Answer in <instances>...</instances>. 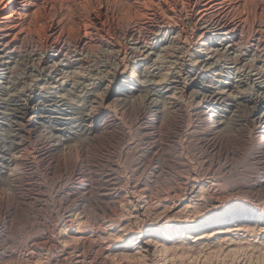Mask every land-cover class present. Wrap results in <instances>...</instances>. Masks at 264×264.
Returning <instances> with one entry per match:
<instances>
[{
  "label": "rangeland",
  "instance_id": "1",
  "mask_svg": "<svg viewBox=\"0 0 264 264\" xmlns=\"http://www.w3.org/2000/svg\"><path fill=\"white\" fill-rule=\"evenodd\" d=\"M178 1L52 0L51 4L53 3V6L51 5V8L46 13L47 15L45 14L47 17L42 15L44 19H41L42 22H40L35 32L31 33L32 35L28 34L24 39L25 41L23 40L22 43L20 42L21 44L18 43L19 46L15 47L17 48V53L21 52L18 53L19 56L14 55L9 60L11 62L15 60L16 62L14 61L12 65H18L21 58L32 54L30 53L32 48L40 47L41 45L39 44L43 41V44H46V36L49 35L47 34L48 29L54 18L52 13L55 11L57 12V17L62 18L63 16L64 18L61 25H63L65 30L62 27L59 30L62 35L66 34L68 41H70L71 36L74 39L80 32L83 33L85 22L87 30L90 31V42L93 47L90 50L94 49L91 51L102 53L104 52L102 49L104 50L105 48L108 51L113 46L111 42L114 39L118 40L117 42L121 40V42L126 44V41L132 38L131 34L135 35L137 33L135 36L139 37L140 40L145 41L147 39L146 43L150 45L142 47L141 45L143 44L138 43V48L145 50V53L146 51L153 52L154 58L158 57L160 59H158L159 63L157 64H152L151 61L144 59L142 55L137 58L131 57L130 48L120 47L121 52L117 61H120V64L123 61L125 73L130 76L132 82H165L176 77L179 74L178 70L183 66L192 68V72H194L202 68L204 64L208 65L210 63L212 65L214 63V68L210 71V75L204 78L208 86L203 89L200 88L203 93L222 89L229 94L237 93L238 91L249 93L250 91L251 94L256 96V93L257 95L264 93V77L257 76V72L243 66H236L231 62V55H241L245 61L253 62L252 69H260V67L262 69V66L264 67V50L261 51L263 47L256 52L245 51L244 47H241L242 49L235 47V49L231 48L228 52L230 61L225 56L222 57V55L211 57L209 62L203 61L205 57L212 53L209 54L210 50H207L208 47L199 46V34L196 32L192 34L189 28L185 33H181L182 35L176 36L178 30L170 26L174 21H177L176 23H178L177 25L180 28H185L187 24L189 27L192 26L187 23L188 20L186 19L187 14L192 12L191 7L187 6L186 0H183L186 3L182 0ZM243 3H245L244 7L235 6L232 15L237 16V14L244 13L245 10L244 14L251 19L248 24L251 26L250 28L254 29V27L262 24L264 22V0H251V2L250 0H244ZM251 6L252 8H250ZM158 10H160L159 15L155 14ZM160 15H167L165 20H168V22L164 21L162 24L163 28L157 27L159 26ZM179 22L182 23L180 24ZM140 27L143 28L141 29ZM126 28L129 30H126ZM135 28L137 29L135 30ZM152 29L153 31L157 29L155 30L157 34L151 35L152 38H150L146 34ZM140 34L141 36H138ZM54 36H51V39L55 38ZM174 44H177V46L174 47ZM218 46L212 45L210 49L218 48L221 52H224V49H228V47ZM223 55H226V53ZM73 59L76 60L77 58L73 57ZM113 59L115 60L114 57H110L106 61L103 60L96 64L89 63L83 66L82 69L84 70L81 69L83 72L81 71L73 81L62 80L63 78L60 79L62 76L58 75L57 81L61 80L62 82V89L58 90L59 95L63 94L58 99L62 100L57 102L58 107L55 106L56 110H53L51 106H47L50 112L61 115L60 125H58V122L55 123V126L57 125L56 128L62 127L65 119L70 120L71 124L80 122L81 125L83 123V115L79 114H84L85 107H87V103L89 104L91 99L85 95V91L90 86L93 88L97 87L95 79H93L95 76L108 75L110 73L112 66H115L112 63L114 62ZM73 62L71 67L67 66L65 69L79 68V65L75 63L76 61ZM2 67L0 65V91H2L0 92V173L6 169L4 160L9 155L8 152L13 145L11 144L13 134H15L18 127L22 128L17 133H20L21 137L25 139L24 157H26V161L24 162L25 164L21 163L22 165H18L19 176L16 184L19 187L16 186L17 189L11 191L2 186L4 191L0 192V264H47L49 253H46L40 246L41 233L50 228L56 243H61L59 244L60 246L77 243L79 239L74 238V231H68V229L63 227V217L67 215V210L71 208L84 209L88 216L101 215L104 222L106 220L105 209L111 210L114 208L113 206L118 209V204L121 200H119L120 196L113 197L111 192L121 187V184L124 185L125 181L123 183V179L132 175L142 183L148 184V187L152 190H157L158 188V190L179 188L181 198L179 197V200L175 202L166 201L167 205L162 202H155V200L149 205L143 201L142 197L138 199L132 189L125 186L124 189L130 191L126 194L127 202L125 201L122 208L119 206L122 215L118 214L120 218L118 225L115 227L111 225V227L110 222H106L104 225H106L107 233L98 232L102 238L111 236L115 239V245L110 248L111 250L106 249L102 252V255L106 256V259L111 263L148 264V261H152L154 264H264V146L259 144L261 137H257V134L253 132L252 124H242L240 130L228 135L215 126L213 118H210L197 105L198 101L196 99L193 100L192 97H184V103L182 102L179 107L180 113L178 112V115L176 114L170 120L163 121L155 117L153 108L145 102L125 107L118 102L100 103L101 105L97 107L98 111H104V116H110V119L114 121L110 127L111 132L101 135V139L98 138L96 141L97 146L94 145L95 149L91 148L89 151L92 154H88L90 158L88 156L87 160H90L86 167L87 169L89 168L88 172L90 174L82 175L77 173L78 171L72 172L69 170L68 164L65 167L59 166L57 169H52L53 167H48L46 164L38 162V153L33 148L36 143L37 145L48 143L47 134L42 132L44 134L42 136V133L36 132L37 129L34 130V128L31 131V127L27 123V117L23 120L21 112L18 111L21 109V105L24 104L25 100L23 97L25 96L16 95V101L14 98V100L9 102L10 104L7 102L8 100H4L3 103L1 99L8 98L15 92L22 93L35 82H39L42 87L44 85L53 86L57 84L54 81L55 78L46 77L45 74L39 77L35 68L21 69V71L17 69L18 71L16 70L14 73H7ZM84 73H87L84 75L86 78L88 77L87 79L83 77ZM38 78L41 82L37 80ZM153 90L151 89V92L155 93L154 96L161 103L167 101L168 92L165 88ZM187 96L189 95L187 94ZM59 103H62V105ZM110 103L111 105H109ZM72 117L75 122L71 120ZM112 126L115 127L113 128ZM153 129L156 130L154 131ZM148 131L149 134H147ZM55 132L60 133V130ZM98 141L101 142L99 143ZM221 141L222 148L223 145L227 144L228 146L230 145L231 150L220 149ZM215 142L218 145H214ZM75 155L74 152L68 153L66 157L71 156L74 159ZM70 163L71 160H69ZM177 175L182 180L177 179ZM176 185H179V187ZM213 190H215V196L213 195ZM234 211L237 212L234 213ZM162 214L163 216L168 214L169 218L171 217L169 225L181 223L186 217H189L190 220L186 224H192L201 221L202 219L200 220V218L210 214L217 215V218L222 215H228L229 218L235 216V219L229 225L225 223L219 228L214 225L208 227L205 231L201 230L204 231L202 233L204 235H199L204 237L196 241L192 240L193 238L185 237L188 234L187 232L185 233L187 231L185 230L182 235L176 238L180 245L177 242L178 246L175 248L178 252L180 251L179 253L182 254L183 252L184 254L175 256L172 249L167 250L160 243L167 242L166 245H174L175 241H166L161 238L162 235L164 236L165 230L160 233L158 238L153 234L150 235L148 231L140 232L144 228L142 225L146 220L149 221V218L154 219L158 215L162 216ZM132 229H135L134 232H131ZM136 231L138 232L136 233ZM165 256L166 258H164Z\"/></svg>",
  "mask_w": 264,
  "mask_h": 264
},
{
  "label": "bare ground",
  "instance_id": "2",
  "mask_svg": "<svg viewBox=\"0 0 264 264\" xmlns=\"http://www.w3.org/2000/svg\"><path fill=\"white\" fill-rule=\"evenodd\" d=\"M51 2H52V0H0V65L3 66L2 69L6 70L7 73H14V72H16L17 69L21 71V69L35 68L36 71L38 72L39 77H42L45 74L46 77L49 76L50 78H55L54 81H56V83H57L53 86H50V85L45 86L44 85L42 87L39 82H35L30 87H27V89L24 92H22V93H16L15 92V94H13L12 96L10 95V97L7 96L8 98L5 97L4 99H1L3 103H4V100H8L7 102L9 103L10 101L14 100L16 95H21V96L24 95L25 96V97H23L25 100L24 104H22L21 109L18 110L21 112L23 120L25 117H27V123H28V126L31 127V131L33 130V128H34V130L37 129L36 132L38 131V133H40V134L42 132H44L47 134L46 135L47 138H49L48 143L46 141H45L46 143H43V145H37V143H36V145L33 147L35 149L36 153H38V157H39L38 162L46 164V166H48V167H53L52 169H57V168H59V166L65 167L66 164H68L69 170H71L72 172L78 171L77 173H81L82 175L90 174V172H88L89 168L87 169V167H86V164L90 160V159L87 160V157L89 156L88 154H90L89 151L91 148L95 149L94 145H96V143H97L96 141L98 138L101 139V137H100L101 135H103V134L106 135V133L111 132L110 127L114 121L113 119L112 120L110 119V116L109 117L104 116V114H103L104 111H102V112L98 111L97 107L99 105H101L100 103H102V104L106 103L107 104L109 102H116V103L118 102L124 107L130 106V105L135 104V103H140V102L148 103L149 104L148 106H151L153 108V112L155 114V117L157 119H159L160 121H163V120L172 119L179 112V107L181 106L184 97H192L193 100L196 99L198 101L197 105L200 108H202L203 111L206 112L210 118H213V122L216 124L215 126L219 127L226 134L231 135L232 133L237 132L238 130H240L242 124H249V125L252 124L253 132H255L257 134V137H261L259 144L261 146H264V93H261L260 95L259 94L257 95V93H256V96L251 94L250 91H249V93L246 91H243V92L238 91L237 93H233V94L230 93L229 94V93L225 92L223 89L222 90H215V91H212L210 93H203L202 91H200V88L203 89V88L208 86L206 84V82L204 81L205 80L204 78L207 75H210L209 73H211L210 71L213 70L214 63H212V65L210 63L208 65L203 63L204 64V65L202 64L203 67L199 68L197 71H194V72H192V70H193L192 68H188V66L182 65L183 67L178 70L179 74L176 77H173L169 81H165V82H155V81L154 82L151 81L149 83H145L144 81H143L144 83L132 82L130 80V76H127L125 73V69L123 68V61H121L122 64L119 63L120 61L119 62L117 61V59L120 55L119 53L121 52L120 47L130 48L131 51H129V52L131 53V57L137 58V57L142 55L144 59L151 61L152 64L159 63L158 62L159 58L158 57L154 58V56L152 55L153 52H151V51L147 52L146 51V53H145V50H141L140 47L138 48V46H139L138 43H142L143 44V45H141L142 47L147 46L149 43H146L147 39L144 41V40H140L139 37H136L135 35L137 33L135 35L131 34L132 38L129 41H126V44L124 42H121V40L119 42H117L118 40L114 39V41L111 42V44L113 45L112 46L113 48L111 47V49H109L108 51L105 48L106 51H105V49L104 50L102 49V51H104V52L101 51L102 53H98L97 51L96 52L91 51L94 49L90 50V48H93V47H92V44L90 42V39H91L90 31L87 30L85 22H84V26H83L84 29L82 28L84 30L83 33L80 32V34L78 36H76L74 39H72V36L70 34L71 39H70V41H68V39L65 36L66 34L62 35L61 34L62 32L60 31L61 27L63 28V25H61V24H63L62 20L64 18H63V16H62V18L57 17V12L54 11L52 13V16L54 17L52 19L53 22L50 25V27L48 29V33H47L49 35L46 36V39H47L46 44L44 45L43 44L44 41H43L41 44H39V45H41L40 47H38V48H32L31 47L32 52H30V53H32V54H29L27 57L25 56V58H21L18 65H12V63L15 60H12V62H11L9 60V58H11V57L13 58L14 55L17 56L18 53L20 52L19 51L17 53V51H16L17 48H15V47L19 46L18 43H20V42L22 43V41L28 36V34H31V33L33 34L35 32V30L38 28V25L40 24V22H42L41 19H44V18H42V15H45L48 12V10L51 8V5L53 6V3L51 4ZM177 2H179V1L177 0ZM183 2H185V1H183ZM186 2L188 3L187 6L189 5L191 7L192 12L189 14H187L186 12H184V13L187 14V17L185 16L186 19L189 21V22L187 21V23H189V25H192V26L189 27L187 24L185 28H183V27L180 28L179 25H177L178 23H176L177 21L176 22L174 21L172 24H170V26L172 28H175V30H178V34H176V36L180 35L181 33H185L187 30H189V28L191 29L192 34H194L193 32H196L197 34H199V36H200L199 46L208 47L207 50L208 51L210 50L209 54L212 53L211 54L212 56L209 55V56L205 57L203 59V61L206 60L207 62H209V59H211V57L220 56V55H222V57L225 56L226 59H228L230 61V57L228 55V52L231 48L235 49V47L237 49H242L241 47H244L243 49L245 51H251V52H256L259 49H261L262 47L263 48L261 51L264 50V22H262V24L258 25L257 27H254V29H252V28H250L251 26L248 25L249 21L251 22V19L248 15L244 14L245 10H244V13H240L239 15L237 14V16L232 15V11L235 8V6H238V7L243 6L244 7V4L247 1L245 3H243L244 0H186ZM250 2H251V0H250ZM57 3H59V2H57ZM170 3H172V2H170ZM133 6L135 7V5H133ZM249 6H250V4H249ZM171 7H173V6H171ZM250 8H252V6ZM164 9H166V8H164ZM241 9H243V8H241ZM159 11L160 10L156 11L155 14L159 15L160 14ZM139 12H140V10H139ZM161 13H163V12H161ZM230 14H231V16H230ZM256 14H257V12H256ZM48 15H49V13H48ZM173 16H175V15H173ZM252 17H253V15H252ZM159 18H160V20L158 21L159 26H157V27H162V24L164 23V21L168 22V20H165L167 18V15L166 16L160 15ZM169 23H171V22H169ZM64 24H66V23H64ZM79 29H78V31H80ZM136 29L137 28H135V30ZM126 30H129V29L126 28ZM126 30H124V31H126ZM155 30H157V29H154V31H153V29L150 30L149 33L146 35L148 37L152 38L151 35H153L155 33L157 34V32ZM54 35H57V36H54ZM51 36L55 37V38H53L54 40L51 39ZM138 36H141V34ZM174 36H172V37H174ZM179 38H181V37H179ZM186 38H188V37H186ZM172 40H174V39H172ZM217 40H219V42H217ZM211 42H213V43H211ZM30 45H31V43H30ZM172 45H173V43H172ZM212 45H219L218 47H226V48L228 47V49H224L225 51L221 52L218 48L210 49ZM109 46H110V44H109ZM176 46H177V44H174V47H176ZM167 47H169V46L167 45ZM30 49H28V50H30ZM15 53H17V54H15ZM26 53H28V52H26ZM225 53H226V55H223ZM50 57H52V59H50ZM73 57H76L77 59L75 60V59H73ZM110 57L115 58V60L113 59L114 62H112L113 64H115V66L114 65L112 66V69L109 71L110 73L108 75H105V74L104 75L103 74L98 75V76H95L93 78V79H95V85H97V87L93 88L90 86V88H88V90L86 89L87 87L85 88L86 89L85 95L90 97L91 99L89 100L90 103L89 104L87 103V107L84 106L86 108L84 114H79V115H83L82 116V120H83L82 122L83 123L81 125H80V122L78 124H76V123L71 124L70 120L65 119L64 125L60 128H56L57 125L55 126V123L58 122V125H60V116L61 115H56L53 112H50L49 107H47V106H51L53 108V110H56L55 106L58 107L57 102H59V100L60 101L62 100V99H58L60 96L62 97V95H63V94L59 95L58 90L62 89L61 88L62 82H61V80L57 81L58 75L62 76L60 78V79L63 78L62 80L66 79L69 81H73L77 77V75H79V73L82 70H84V69H82L83 66H85L89 63L96 64L100 61L102 62L103 60L106 61ZM102 58H104V59H102ZM15 59H17V58H15ZM59 59H61V60H59ZM231 59H232L231 62H233L236 66L239 65V66L246 67L247 69H250L251 71L257 72L256 73L257 76L260 75L261 77H264V67L263 66H262V69H261V67H260V69H252V66H253L252 63L253 62L251 63V62L245 61L241 55L236 56L233 54V55H231ZM73 61H76L75 63H77L79 65L78 67L80 69L76 68V67L71 69V70L65 69V67H67V66L71 67L72 64L74 63ZM184 64H185V62H184ZM98 72L101 74L100 71H98ZM107 72H108V70H107ZM85 74H87V73H84L83 77H85L84 76ZM88 75H90V74H88ZM37 80H39V78ZM133 80H134V78H133ZM75 82H77V81H75ZM140 82H142V81H140ZM164 83H165V85H163ZM83 85H86V84H83ZM158 88H162V89L165 88V90L168 92L167 101L164 103H161V101L157 97L154 96L155 93H153V91H154L153 89H158ZM80 89H82V88H80ZM130 89H131V91H130ZM151 89L153 90L152 92H151ZM0 92H2V91H0ZM187 94L189 96H187ZM15 101H16V98H15ZM249 102H251L252 104ZM17 103L19 104V102H17ZM59 104L62 105V103H59ZM109 105H111V103ZM17 108H19V107H17ZM59 108H61V107H59ZM77 110H80V109H77ZM61 113H63V112H61ZM66 115H67V113H66ZM77 117L79 118V116H77ZM65 118H67V117H65ZM9 119H10V117H9ZM75 119H76V117H75ZM71 120H73V117ZM77 121H79V120H77ZM168 123H169V121H168ZM174 123H176V122H174ZM23 124H25V122H23ZM13 125H16V124H13ZM147 125H149V124H147ZM17 126H15V127H17ZM23 126L25 127V125H23ZM177 127H178V125H177ZM21 128L22 127H18L16 129L17 131L15 132V134H13L11 132L13 134V141L11 144H13V145H12V147H10L11 149L8 152V154H9L8 157L4 160L5 161L4 167L6 168L4 171L5 173L4 172L0 173V192L4 191L3 187L5 189L13 191V190H16L17 189L16 186H18L16 184L18 181V176H19L18 165H22L21 163H24L26 161L25 160L26 157H24L25 156V147H26L25 139L21 137L22 135L20 133H17V132L21 131ZM11 130H12V127H11ZM59 130H60V133L55 132V131H59ZM153 130L155 131L156 129H153ZM149 131L147 134H149ZM203 133H204V131H203ZM43 135L44 134L42 133V136ZM4 138H6V137H4ZM44 138H46V137L44 136ZM2 140H3V138H2ZM211 144H212V141H211ZM214 145H218V143L215 142ZM219 147H220V149H224V150L230 149L231 150L230 145L228 146L227 144L223 145V148H222V141L220 142ZM73 152L76 154L74 159H72L71 156L66 157V154H68V153L71 154ZM29 157H30V155H29ZM88 158H90V156ZM35 159H36V157H35ZM69 160H71L70 164H69ZM66 169H67V167H66ZM59 173H60V171H59ZM22 175H24V174H22ZM27 177L29 178V176H27ZM176 178L179 180H182L181 177H179L178 175ZM26 180H28V179H26ZM124 181H125L124 185L121 184V187L116 188L113 192H111V195L113 197L120 196L119 200L120 199L121 200H120V203L118 202L119 203L118 205L121 208L127 199L126 194L130 191V190L127 191V189H124L125 186H126V188L128 187L129 189H132V192L134 193V195L136 194L135 196H138L137 197L138 199H139V197H142L144 199L143 201L149 205H151L150 203H152V201H154V200H155V202H159V203L162 202L163 204L166 201H174L175 202V201L179 200V197L181 195L180 194L181 191L179 190V188H174L172 190H164V189L158 190L159 188L157 187L158 188L157 190H154V189L152 190L151 188L148 187V184H146L145 182L142 183L137 178L135 179L133 177V175L131 177H127V178L123 179V183H124ZM117 182H119V181H117ZM177 187H179V185ZM214 191L215 190H213V195L215 193ZM117 200H118V198H117ZM113 203H115V202H113ZM137 203L139 204V202H137ZM119 206H118V209L117 208L115 209L116 206H113L114 208L111 210L105 209L106 210L105 211L106 212V214H105L106 220L104 222L102 221L103 218L101 215L95 214L92 216H88V214H86V211L84 209L71 208L70 210H67L68 211L67 215L65 217H63L64 218V226L63 225L62 226L65 227L64 229H68V231L73 230L74 231V234H73L74 238L75 237L78 238L79 241L77 243H73L70 245L60 246L59 244H61V243H59V244L56 243V239L54 238V236H52V234H51L52 230H50V228H49V230H44L42 233L40 232L41 238H42L40 246L42 249H44L46 251V253H49V256H48L49 260H47L48 262H46V263L47 264H113L109 260L106 259V256L102 255V252H104V250L110 249L112 246H114L115 245V241H114L115 239L111 236H106L105 238H102V237H100L101 235H100V233L98 234V232L107 233L106 225H104L106 222H110V226L113 225L115 227L118 225V223L120 221L118 214L122 215V213L120 211L121 208ZM236 212L237 211H234V213H236ZM232 215H233V213H232ZM170 218H169L168 214H166L165 216H163V214H162V216L158 215L154 219L149 218V221L146 220V222H144L143 225L141 224L144 228L141 229L140 232L142 233V232L148 231V232H150V235L153 234V235H155L156 238H158L160 233H162L163 230H165L164 236L162 235L161 238H164L166 241H171V242L175 241L176 243L174 242L173 246L166 245L167 242H160V243H162L164 245L163 247H165V249H167V250L172 249L173 254L175 256H177V255L180 256V255H183L184 253L182 252V254H181V253H179L180 251L178 252L175 249L178 246V244L180 245V243L177 241L178 239L176 240V238L179 235H182V233L185 230H187V231H185V233L187 232L189 234V235L186 234L185 237H189L190 239L193 238L192 240L196 241V240L202 239L204 237V236H200L199 234H202L205 231V229H208V227L215 225L216 228H219L221 225H223L225 223L226 224L228 223V225H229V223L235 219V216H232L229 218L228 215H222L221 217L217 218V215H215V214L211 215L210 214L209 216L200 218V220L202 219L201 221L194 222L192 224H190V223L186 224L187 221H190L189 217H186L185 220H183L181 223H178L176 225H169V219ZM134 230L132 229L131 232H134ZM201 230H204V231H201ZM53 232H55V231H53ZM137 232L138 231H136V233ZM35 235H36V232H35ZM202 235H204V234H202ZM27 240H28V238H27ZM153 240H155V239H153ZM177 242H178V244H177ZM147 243H149V242H147ZM164 254H162V255H164ZM175 256H173V257H175ZM124 257H125V255H124ZM164 258H166V256ZM162 260H164V259H162ZM143 262H145V261H143ZM30 264H33V263H30ZM148 264H154V263L152 261H148Z\"/></svg>",
  "mask_w": 264,
  "mask_h": 264
}]
</instances>
